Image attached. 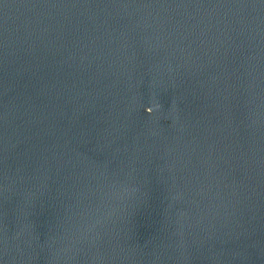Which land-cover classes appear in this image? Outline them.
<instances>
[{
	"label": "water",
	"instance_id": "95a60500",
	"mask_svg": "<svg viewBox=\"0 0 264 264\" xmlns=\"http://www.w3.org/2000/svg\"><path fill=\"white\" fill-rule=\"evenodd\" d=\"M0 264H264V0H0Z\"/></svg>",
	"mask_w": 264,
	"mask_h": 264
}]
</instances>
